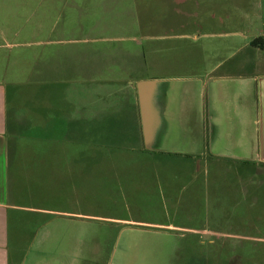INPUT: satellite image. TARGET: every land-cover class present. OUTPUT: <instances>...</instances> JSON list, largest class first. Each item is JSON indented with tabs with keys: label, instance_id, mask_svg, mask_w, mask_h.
<instances>
[{
	"label": "rangeland",
	"instance_id": "374dc122",
	"mask_svg": "<svg viewBox=\"0 0 264 264\" xmlns=\"http://www.w3.org/2000/svg\"><path fill=\"white\" fill-rule=\"evenodd\" d=\"M0 30L8 106L30 123L9 170L11 202L24 207L10 220V264H264V164L211 154L215 109L196 88L243 72L235 64L264 31V0H0ZM80 69L89 80H78ZM149 77L190 80L187 105L203 101L192 113L197 128L167 142L178 156L135 150L127 114L107 105L120 81ZM231 82L241 99L240 81ZM251 101L245 140L248 156L261 158L258 87ZM225 109L224 131L235 140L241 114ZM154 224L199 234L129 231Z\"/></svg>",
	"mask_w": 264,
	"mask_h": 264
},
{
	"label": "crops",
	"instance_id": "0c3cea01",
	"mask_svg": "<svg viewBox=\"0 0 264 264\" xmlns=\"http://www.w3.org/2000/svg\"><path fill=\"white\" fill-rule=\"evenodd\" d=\"M262 6L263 5L260 4L258 8H262ZM0 33H1L0 39L5 40V38L2 36V33L4 32L0 30ZM256 38L260 39V41H258L259 47H254L250 45V42ZM245 47L248 48L249 49L248 52H250L253 55L248 53V56L241 58L235 64V66L238 69L241 68V71L243 72L239 73L238 75H219L215 77L208 76L207 80H203V79L200 81L197 80L196 88L198 92H200L202 99L205 89L209 91V100L211 101L210 109L211 108H213V110L215 109V114H219V116L215 114L212 116V120L214 121V123H212L211 120V127L215 128V135L214 132H212L213 139L211 141V148H212L211 154L214 157H216L217 160L223 157L240 163H248V161L251 160L253 162L258 161L260 164H264V155H262L261 158L258 155H253L251 157L250 155L248 156L249 142L247 138L245 140V129L247 128L250 122V116L253 106V101H251V91L256 89L257 87L259 88L261 110L264 119V31L260 35L247 41V43L244 44V48ZM77 77L80 82L83 81L85 82L89 80L87 74L82 69L78 71ZM3 80H4L3 75H1L0 77V264H10V253H9L10 220L13 211H20L24 207L11 202V198H10L11 187L9 186L10 184L9 170L12 159L14 158L15 160L14 156L16 157L21 156L20 154L14 152V150H16L15 146L19 145L21 140H19L18 138L12 139L11 137H8L6 133V111L8 107V90H7V84ZM150 80L175 81V85L173 87L167 85L165 86V84H162L160 86L149 85L146 87V92L149 98L154 100L156 106L157 105L159 106V102L161 103L162 96H164L165 90H168L169 95L171 97V101L169 105L170 107L168 110V117L171 121L172 129L165 141V145L162 150H147L144 148L143 140H142L140 111H139L136 83L139 81H150ZM188 81L190 80L181 79V78H166V77L137 78L135 80L127 81V82L120 81L118 84H116V87L110 91L111 97H113V99L111 100L110 103H107V105L110 104V106H112V108L115 107V109H120L119 107L122 106L121 110L123 111V113L125 112L127 114V117L125 115V118L127 120L125 122L127 124L124 126V128L134 130V133L132 135L134 136L135 146H137V149L134 148L135 150L141 152L160 151L162 152L163 155H166L168 157L178 156L177 154L180 153V150L175 147L167 148L166 147L167 142L170 139V137H172L173 135H175V142H180L179 140L182 139V137L183 140L185 138V130L193 127L195 129L197 128V125H194L195 123L192 122V113L193 112L197 113L200 110V108H202L203 105V101H201V105L198 106L199 108L194 107L193 110L187 105L184 95L186 88L190 85ZM231 81H240L241 83L239 87L240 90H242L243 94L241 99L239 100L236 98L233 100L232 98V93L234 92L235 88L233 85L230 84L232 83ZM253 83H255L254 84L255 86L253 85ZM80 91H82L83 93V96L81 97L79 96V99L83 101L80 104L81 105L80 117H84V116L87 117V115L91 116L87 108L85 109V105L87 104V99H88V103L90 102V96L88 94V91L86 88L85 89L82 88ZM99 97L107 98V94L102 92V95ZM71 102L72 101L70 100V103ZM233 106H236L239 109V114H241V120L237 121L234 119V117L233 120L236 122L235 126L241 130L242 135L241 137L235 140H230L229 135H227V132L224 131V129L228 128L227 125L230 126L231 123V121L225 123V110H227L225 109V107L229 108ZM102 110H103V106H102ZM229 110L231 111V109ZM201 124L203 125V120L200 117V119L198 120V126H201ZM194 140L200 147L203 148L204 142L201 143V140L199 142V138L197 140V136L194 137ZM53 142L57 144L55 140ZM171 143L174 144L173 141ZM10 144H12V147H10ZM38 156H40V153L37 152V157ZM45 156L48 157L49 155H45ZM197 157L194 156L193 160L192 158L190 160H192L193 162L203 161L202 159H198ZM42 158L43 156H41V159ZM238 192L242 193L241 190H238ZM245 192L246 190H244V193ZM151 226H152L151 228H154V230H149V229L146 230L147 228L142 227L141 229L133 228L129 231H134L133 235L134 236L138 235L139 237L146 235V233H150L149 231H153L155 234L161 236L169 235L168 231H173V230H177L182 233H192L193 235L199 234L198 230H192L190 228L173 227V226H167L161 224H154ZM129 231L126 232L127 235L126 238H124V240H129L128 235L132 234ZM195 240H198L202 244L201 239H195ZM209 242H211V240H209ZM18 263L20 264V262Z\"/></svg>",
	"mask_w": 264,
	"mask_h": 264
},
{
	"label": "water",
	"instance_id": "95a60500",
	"mask_svg": "<svg viewBox=\"0 0 264 264\" xmlns=\"http://www.w3.org/2000/svg\"><path fill=\"white\" fill-rule=\"evenodd\" d=\"M162 84L173 87L175 85V81L150 80L139 81L136 83L142 140L144 148L147 150H162L172 129L171 121L168 117V110L171 101L168 90H165L164 96H162V101L161 103L159 102V106L155 105L154 100L149 98L146 92L147 86H160ZM127 231H125V233ZM124 238H126V236L123 237L121 233L118 242H122Z\"/></svg>",
	"mask_w": 264,
	"mask_h": 264
},
{
	"label": "trees",
	"instance_id": "16d2710c",
	"mask_svg": "<svg viewBox=\"0 0 264 264\" xmlns=\"http://www.w3.org/2000/svg\"><path fill=\"white\" fill-rule=\"evenodd\" d=\"M260 39L256 38L250 42L251 46L259 47ZM29 121L24 118L22 115H19L18 110L16 108H9L7 107L6 111V133L8 137H11L12 139H17L20 136H23L22 131L26 129L29 125ZM134 133V130H129V133ZM128 133V134H129ZM129 140V137H128ZM12 142V140H11ZM10 147H12V144H10Z\"/></svg>",
	"mask_w": 264,
	"mask_h": 264
}]
</instances>
